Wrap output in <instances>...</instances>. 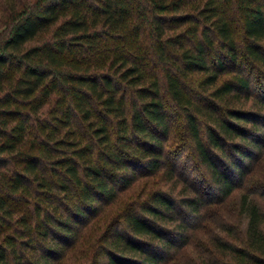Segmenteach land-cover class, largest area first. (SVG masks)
I'll return each instance as SVG.
<instances>
[{"label": "trees", "instance_id": "1", "mask_svg": "<svg viewBox=\"0 0 264 264\" xmlns=\"http://www.w3.org/2000/svg\"><path fill=\"white\" fill-rule=\"evenodd\" d=\"M191 250L264 264V0H0V264Z\"/></svg>", "mask_w": 264, "mask_h": 264}, {"label": "rangeland", "instance_id": "2", "mask_svg": "<svg viewBox=\"0 0 264 264\" xmlns=\"http://www.w3.org/2000/svg\"><path fill=\"white\" fill-rule=\"evenodd\" d=\"M182 135V134H181ZM186 135H182V138H185ZM178 139V138H177ZM173 140L171 143V146L173 148L174 153H176L179 150L178 144L180 143L181 139L178 140ZM183 141H186V139H184ZM188 153H191V151H189ZM190 155V154H189ZM189 155H185V159H183V161H185V163H193L194 160L190 158ZM183 158V157H182ZM187 173H191L190 171H186ZM141 187H139L136 190H140ZM145 188H143L140 193H139V198L143 199L145 197L144 194ZM206 215L207 217L210 219V221H206L205 226L207 228V231L211 232L209 234H207L206 232H204L203 229H200L198 232H196L195 236L196 238H198L199 240H204L206 241L208 239L207 235H221V233L219 232L218 226L221 224V222L223 220L234 223L236 225V228L241 231L242 230V226L244 224V217L240 216L238 214V209H237V201L235 202H230V204H227L225 209H224V205L220 206V207H212L210 208V210H206ZM222 220V221H221ZM197 239V240H198ZM183 256V255H182ZM185 256H188V261H192L193 264H199V262L196 260V252L195 250H191L190 252L186 253ZM190 258V259H189ZM193 259V260H191ZM180 260L177 261V263ZM184 261V260H181ZM180 261V262H181ZM175 263V264H177Z\"/></svg>", "mask_w": 264, "mask_h": 264}]
</instances>
